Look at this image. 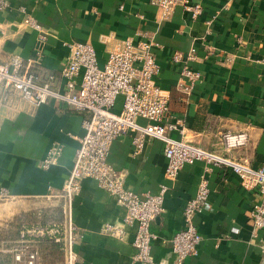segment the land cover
Listing matches in <instances>:
<instances>
[{
    "label": "crops",
    "instance_id": "crops-1",
    "mask_svg": "<svg viewBox=\"0 0 264 264\" xmlns=\"http://www.w3.org/2000/svg\"><path fill=\"white\" fill-rule=\"evenodd\" d=\"M6 2L0 12V65L13 56L27 60L40 52L43 70L53 75L52 87L63 93L60 72L68 44L91 45L102 64L108 51L124 40L149 42L159 66L155 82L169 94V121L179 122L183 132L169 136L264 172V0H180L167 19L161 18L157 0ZM183 2L200 4L202 15L193 20ZM191 49L196 59L187 66L201 77L186 94L178 86L186 64L174 63L172 55ZM1 94L0 87V190L10 199L58 198L84 134L85 115L53 99L31 107L14 92L3 104ZM121 102L119 98L115 112ZM227 134H246L245 145L226 148ZM54 144L62 153L55 165L42 169L40 162ZM163 148L161 141L147 139L135 155L131 136L121 135L108 154L109 165L125 175L126 190L143 198L157 194L162 185L168 188L163 212L152 227L155 264H176L170 239L184 228V208L201 180L209 186L206 205L194 217L201 242L197 255L182 264H264V229L254 233L249 220L252 208L264 203V195L243 188L230 168L203 162L184 166L175 179H167ZM125 215V208L96 181H81L72 204L79 230L74 244L78 264H136V225L124 226ZM108 225L121 227L123 235L106 234ZM35 264H64V256L47 244Z\"/></svg>",
    "mask_w": 264,
    "mask_h": 264
},
{
    "label": "built area",
    "instance_id": "built-area-1",
    "mask_svg": "<svg viewBox=\"0 0 264 264\" xmlns=\"http://www.w3.org/2000/svg\"><path fill=\"white\" fill-rule=\"evenodd\" d=\"M178 3L180 0H157L161 18L167 19ZM182 5L183 10L193 20L203 13L200 4L183 2ZM6 6V0H0V12ZM30 26L40 30L32 21ZM67 47L68 57L60 72L61 78L65 81L63 93L52 87L53 75L43 70L40 52L27 60L13 56L7 64L0 65L3 104L6 103L9 93L14 92L19 100L31 107H38L53 99L85 115L82 121L84 134L79 139L72 169L61 190L65 216L64 234L62 239L57 238L55 241L63 244L64 264H78L79 261L74 250L78 233L72 218V204L84 179L96 181L100 188L115 197L117 204L125 208L124 226L136 225L132 241L134 250L132 261L136 264H155L151 246L156 235L152 227L163 212L168 188L162 185L157 194L143 198L125 189V175L114 170L108 163L110 146L118 136H131L135 155L142 151L147 139L161 141L166 160L164 175L167 179H175L184 166L203 162L210 166L230 168L239 177L243 188L257 189L259 194L264 195L262 170H252L169 136L172 131H178L180 134L183 132L179 128V122L169 121V94L155 82L159 66L152 52L151 43L124 40L108 51L102 64L99 63L94 48L89 44L74 42ZM195 59V49L186 54L175 52L172 55L174 63L186 64L181 70L178 84L186 94L201 77L199 72L187 66V63ZM119 98L122 100L121 108L115 112L114 107ZM138 119L147 121V124L144 126L138 124ZM223 140L226 148H238L245 145L247 136L227 134L223 136ZM61 153L62 148L59 145H51L45 158L40 162V167L48 169L55 165ZM208 196V182L201 180L195 195L184 208V228L170 239L176 264H182L187 258L197 255L201 236L194 217L206 205ZM0 198H8L7 191L0 190ZM249 220L254 233L264 229V203L252 208ZM105 230L118 237L124 233L119 226L108 225ZM232 232L236 233L237 230ZM50 233L57 235L59 229L51 230ZM262 253L264 258V251ZM36 259V252L28 253L24 259L21 254H15L13 264H35Z\"/></svg>",
    "mask_w": 264,
    "mask_h": 264
},
{
    "label": "rangeland",
    "instance_id": "rangeland-1",
    "mask_svg": "<svg viewBox=\"0 0 264 264\" xmlns=\"http://www.w3.org/2000/svg\"><path fill=\"white\" fill-rule=\"evenodd\" d=\"M63 206L61 195L51 201L0 198V264H13L15 254L24 259L28 253L36 252L39 257L44 242L62 239ZM56 229L59 234L50 233ZM104 232L111 235L105 229Z\"/></svg>",
    "mask_w": 264,
    "mask_h": 264
},
{
    "label": "trees",
    "instance_id": "trees-1",
    "mask_svg": "<svg viewBox=\"0 0 264 264\" xmlns=\"http://www.w3.org/2000/svg\"><path fill=\"white\" fill-rule=\"evenodd\" d=\"M47 244L51 245L52 247H54V248H56V249H58L60 251H62V253H63V244L61 242H59V241H52V242L47 241V242H44L42 250H44V248H45V246H47Z\"/></svg>",
    "mask_w": 264,
    "mask_h": 264
}]
</instances>
